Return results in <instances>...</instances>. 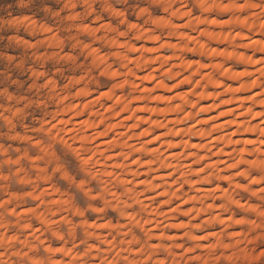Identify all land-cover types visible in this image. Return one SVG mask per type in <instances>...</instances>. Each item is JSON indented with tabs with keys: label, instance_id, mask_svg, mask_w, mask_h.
<instances>
[{
	"label": "clouds",
	"instance_id": "1",
	"mask_svg": "<svg viewBox=\"0 0 264 264\" xmlns=\"http://www.w3.org/2000/svg\"><path fill=\"white\" fill-rule=\"evenodd\" d=\"M16 4L0 32L47 71L0 105V192L30 188L0 201V264H264V0Z\"/></svg>",
	"mask_w": 264,
	"mask_h": 264
},
{
	"label": "rangeland",
	"instance_id": "2",
	"mask_svg": "<svg viewBox=\"0 0 264 264\" xmlns=\"http://www.w3.org/2000/svg\"><path fill=\"white\" fill-rule=\"evenodd\" d=\"M52 7L55 9L60 7V5L53 4ZM77 10L81 12V14H84L85 12V9L83 7L78 8ZM32 11L38 12L39 8H33ZM9 13H11L13 16L20 17L23 14V6L18 7L16 4V0H0V15L7 19L9 18ZM20 35H23L25 39H29V37L24 33H21ZM62 35L68 34L63 33ZM15 38L17 39V36L15 37V35H13L11 31L0 32V91H4L5 93L8 92V94L16 97V100H14L15 98L12 100V104H16L17 100H22L23 103L31 102L32 104H35L39 101V97H37L34 91H29L30 85L32 83L30 76L33 69L38 71H47V68H41L39 64L35 63L33 59L30 58L32 53L16 44ZM35 39H40V37H36ZM32 42H35V40H33ZM50 51L51 50L38 49L36 50V53L40 54L41 52H43L45 54H50L54 50H52L51 52ZM65 51H67V49H65ZM0 105H2L3 107L10 106L7 102L6 95L5 97L0 98ZM16 106L23 107V104H19ZM5 146L8 147V144L6 143ZM16 155L17 152L14 150V147H10L9 156L12 159H15ZM7 159L8 157H0V174L10 176L12 172L15 171V169L3 165L4 162L7 161ZM32 175L35 174L33 173ZM3 183V181H0V184ZM8 185L9 188H11L10 191H13L14 194L21 195L30 191V188L22 184H17L15 180L10 182ZM4 199L6 200L7 197L0 196V201H3ZM24 206H26L25 209L34 207L30 201L25 203ZM0 211H2V209H0ZM9 219L11 218L9 217ZM117 220L118 218H113V223H116ZM120 222L123 223L122 221ZM33 224L38 227L35 221H33ZM209 230L219 231L220 228L218 226H214L210 227ZM10 231L11 235L16 233V231L13 229H11Z\"/></svg>",
	"mask_w": 264,
	"mask_h": 264
},
{
	"label": "bare ground",
	"instance_id": "3",
	"mask_svg": "<svg viewBox=\"0 0 264 264\" xmlns=\"http://www.w3.org/2000/svg\"><path fill=\"white\" fill-rule=\"evenodd\" d=\"M85 13V12H84ZM83 15V14H82ZM218 19H227V17L225 16V17H218ZM214 31L215 32H223V34L225 35V36H227L228 35V33L229 32H231L232 33V35H235L236 34V32H238V31H241L240 29H235V30H232V29H223V30H221V29H214ZM243 34V33H242ZM16 37V36H15ZM256 39H259V37H255ZM16 39V38H15ZM16 43V42H15ZM237 43H240L239 41L237 42ZM216 47H217V49L218 50H220V51H223L224 49H228L229 51H232V49H230V48H228V45L227 44H224V45H215ZM46 50H53V49H46ZM50 51V52H51ZM237 51V53H240V52H244L245 50L244 49H237L236 50ZM246 55H250L251 53L249 52V53H245ZM37 55H39V54H37ZM20 63V62H19ZM23 64V63H22ZM19 66V65H18ZM24 66V65H23ZM245 67V65H242V64H239V63H233V65H232V68H233V70L234 71H239L241 68H244ZM23 69V68H22ZM30 69V68H29ZM33 71H38V70H32V72ZM31 77V76H30ZM252 78L251 77H246L244 80H241L240 81V83L241 84H243V83H247L248 81H250ZM234 87L236 86V85H233ZM255 86V85H254ZM246 94H250V93H246ZM5 95H6V97L7 96H9L10 94H8V92L7 93H5ZM10 96H12V95H10ZM15 99L14 100H16V97L15 96H13ZM21 99V98H20ZM27 99V98H26ZM254 99H258V97H254ZM251 102H248V103H246V106H248L249 104H250ZM220 115L221 116H225L226 115V113L225 112H221L220 113ZM141 135H143V133H141ZM16 154V153H15ZM18 154V153H17ZM117 159H121V158H118V157H112V161L114 162V161H116ZM3 161V160H2ZM128 164H129V170H132L133 168H137V167H140V164L137 162V160H136V158L135 157H133L132 158V160L131 161H128L127 162ZM4 166H6V167H10V165H8L7 163H6V161L4 162V164H3ZM14 172V171H13ZM141 178H143V177H141ZM12 182V181H11ZM14 183V182H13ZM18 184V183H17ZM7 187V193H5V192H0V196H4V197H7V199H8V194H14L13 193V191H10V189L11 188H9V185L8 186H6ZM225 187H226V185H225ZM15 192V191H14ZM16 193V192H15ZM24 194V193H23ZM23 194H21V195H23ZM15 195H19V194H15ZM6 199V200H7ZM5 200V199H4ZM3 200V201H4ZM218 203H219V201H218ZM25 204V203H24ZM24 204H22L21 205V207H16L15 208V211L16 212H23V211H25L26 209H25V207L26 206H24ZM34 206V205H33ZM9 207V211H11L12 210V208H14L15 207V205H9L8 206ZM228 215L229 214H225V215H221V217H220V219L222 220V221H224V220H227V218H228ZM237 219L239 218V215L236 217ZM181 220H183L184 219V217H181L180 218ZM186 222V221H185ZM39 226V225H38ZM214 227V226H213ZM219 227V226H218ZM216 228V227H215ZM13 230H15L16 231V229H14L13 228ZM232 231H238V229H231ZM10 233H8V235H11V231H9ZM14 232V231H13ZM13 234V233H12ZM111 238V237H110ZM155 242V241H154ZM54 246H59V245H56L55 243H54ZM69 247H70V245H69ZM94 264H97V262H94Z\"/></svg>",
	"mask_w": 264,
	"mask_h": 264
}]
</instances>
